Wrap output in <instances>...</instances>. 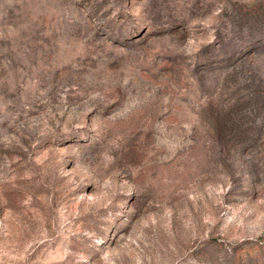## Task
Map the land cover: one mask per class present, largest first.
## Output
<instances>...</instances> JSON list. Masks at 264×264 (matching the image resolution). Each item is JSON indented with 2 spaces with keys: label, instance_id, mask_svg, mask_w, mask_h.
<instances>
[{
  "label": "rangeland",
  "instance_id": "1",
  "mask_svg": "<svg viewBox=\"0 0 264 264\" xmlns=\"http://www.w3.org/2000/svg\"><path fill=\"white\" fill-rule=\"evenodd\" d=\"M0 264H264V0H0Z\"/></svg>",
  "mask_w": 264,
  "mask_h": 264
}]
</instances>
